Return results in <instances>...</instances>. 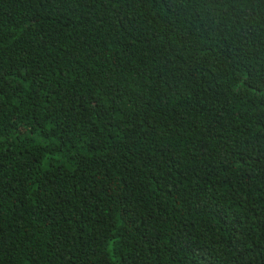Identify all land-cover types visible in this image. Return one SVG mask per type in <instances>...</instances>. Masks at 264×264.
I'll list each match as a JSON object with an SVG mask.
<instances>
[{"label":"trees","instance_id":"16d2710c","mask_svg":"<svg viewBox=\"0 0 264 264\" xmlns=\"http://www.w3.org/2000/svg\"><path fill=\"white\" fill-rule=\"evenodd\" d=\"M0 264H264V0H0Z\"/></svg>","mask_w":264,"mask_h":264}]
</instances>
